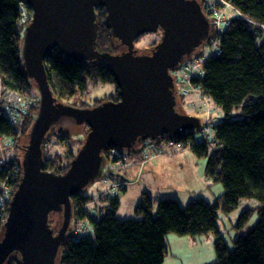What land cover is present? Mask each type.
<instances>
[{
	"label": "water",
	"instance_id": "95a60500",
	"mask_svg": "<svg viewBox=\"0 0 264 264\" xmlns=\"http://www.w3.org/2000/svg\"><path fill=\"white\" fill-rule=\"evenodd\" d=\"M32 11L23 33L25 73L39 90L40 104L23 146L22 175L0 238V264L18 255L20 264H58L73 218L72 197L104 175V150L132 149L146 139L200 130L201 117L181 109L173 73L210 37L211 20L200 0H24ZM117 40L116 52L97 47V8ZM161 30V40L139 52L136 39ZM69 62L104 60L119 99L79 107L58 99L45 59L54 50ZM181 106V107H180ZM64 119L89 131L68 169H44L43 143ZM63 218L56 229L51 216Z\"/></svg>",
	"mask_w": 264,
	"mask_h": 264
},
{
	"label": "trees",
	"instance_id": "16d2710c",
	"mask_svg": "<svg viewBox=\"0 0 264 264\" xmlns=\"http://www.w3.org/2000/svg\"><path fill=\"white\" fill-rule=\"evenodd\" d=\"M231 1L253 19L254 24L231 17L229 25L219 36L220 53L205 56L204 72L192 78L223 109L221 120L214 124L218 145L211 144L213 149L210 152V143L196 138V131L185 132L177 138L190 140L193 152L199 157H207L206 176L212 181L223 182L224 193L213 202L196 196L181 205L176 198L165 197L154 205L151 196L143 192L135 207L139 217L121 219L118 216L119 194L106 196L105 205L93 215L95 212L86 208V203L93 198L82 191L72 197L73 218L60 247L58 264H161L167 233L196 235L212 230L217 233L215 246L219 264H264V34L258 32V25L264 24V0ZM28 10L31 11L30 7ZM106 13L104 7L97 8V47L102 51L116 52L117 40L105 22ZM22 16L21 0H0V73L9 88H26L39 95L36 83L27 76L23 64V31L31 17L23 23ZM45 66L59 99L73 94L77 87H85L88 79L114 81L104 60L69 62L57 48L45 59ZM118 98L117 88L115 95L104 100ZM237 107H241L242 114L234 118L232 111ZM37 110L38 107H34L16 124L11 123L7 114L0 112V134L14 136L16 147L23 149L25 144L21 145L20 141H27ZM75 125L64 119L53 126L57 127L54 134H47L43 143L44 169L56 173L68 169L75 155L69 145V128L73 129ZM81 127H86L87 135L89 126L83 124ZM51 136L59 143H68L66 154L46 155ZM11 161L20 169L14 178L17 188L22 160L16 154ZM242 197L262 201L258 207L259 219L245 235L234 240V248L230 249L218 229V211H232ZM251 212L245 210L240 220L248 219ZM59 215H52L51 220ZM86 218L92 227L88 233L77 230V223ZM5 264H20L18 255H11Z\"/></svg>",
	"mask_w": 264,
	"mask_h": 264
},
{
	"label": "rangeland",
	"instance_id": "374dc122",
	"mask_svg": "<svg viewBox=\"0 0 264 264\" xmlns=\"http://www.w3.org/2000/svg\"><path fill=\"white\" fill-rule=\"evenodd\" d=\"M26 27V26H25ZM25 30V29H24ZM24 33V31H23ZM161 30L154 31V32H145L140 35L136 41L135 46L139 52H143L152 48L157 42L161 40ZM211 52L209 44H203L199 47L194 54L190 57H199L203 53L206 57ZM117 93V85L114 81L109 82H102V81H92L87 80V84L85 87L80 88L77 87L75 92L67 97H62L61 101L79 107H90L94 106L96 102L101 100L103 101L105 98L109 96L115 95ZM32 94V93H31ZM37 95V94H32ZM198 97L200 103L196 104V108H194V103L192 101H197V97L187 96L183 98H178L179 103L181 104L182 111L197 115L202 118L203 122L207 120L208 117V108L211 107V114L209 122L210 124L214 125L218 121L221 120V116L219 113H216L213 109L217 107V104L213 102L210 96L209 99L203 101L201 96L195 94ZM38 112V110H37ZM241 107H237L232 111V117H239L241 116ZM25 115H20V119L22 120ZM81 125H75L70 129L71 138L69 141V145L73 152L76 154L80 148L81 142L86 137V127L83 128ZM31 129V128H30ZM56 129V130H55ZM57 131V127H53L49 132V134H54ZM30 134V132H29ZM202 132L200 130H196L195 136L196 138H200ZM22 139L20 141L21 145L26 144L29 141V137L27 141ZM65 142V141H62ZM159 144V143H158ZM213 145V144H212ZM212 145H208V149L211 152L213 147ZM17 154V157H20L21 160L23 158L24 150L22 148H13ZM68 149V143H59L57 142L56 138L51 136V140L48 143L46 149L47 156H53L55 152H60L62 155L66 154L65 151ZM186 149H191V146ZM182 151V150H181ZM179 152V151H178ZM13 153V154H14ZM176 153V152H172ZM199 157V156H198ZM66 157H64V160ZM201 162L198 160L197 167L199 168L202 166L203 160L207 163L206 156L199 157ZM201 163V165H200ZM129 177V176H128ZM130 178V177H129ZM202 179V178H200ZM199 179V180H200ZM98 183H103L106 187L99 191L98 195L101 201H105L106 193L105 190L110 183V180H106L104 175L101 177L93 180L84 190V194H87L95 189V185ZM133 183H137L136 181ZM184 184H187V179L183 180ZM197 186L202 190L201 192L197 193L198 195L194 194L191 195L190 193H179L178 198L181 205H185L189 200L196 196H202L213 202L216 200L218 196H221L224 193L225 187L223 182H200ZM124 191V190H123ZM122 191V192H123ZM121 206L118 212V216L121 219L125 218H133L139 217L136 215L135 207L139 201H135V193L128 192L125 196L122 193L119 195ZM123 197V198H122ZM141 198V196H140ZM123 199V200H122ZM98 205L104 206L105 204L102 203L100 200ZM93 206L96 204V201L93 202ZM106 203V202H105ZM120 204V203H119ZM262 205V201L255 197H242L239 199L238 206L230 212H225L222 209L218 211V229L220 234L224 237L226 243L228 244L230 249L234 248V240L239 235H245L258 221L259 219V211L258 207ZM99 206V207H100ZM154 211H156V206H154ZM252 210L248 219L241 221L240 217L241 214L247 210ZM59 216H55L52 218L51 222L52 225L57 229L62 221V214ZM58 220V222L56 221ZM60 222V223H59ZM78 227L84 226L90 230L91 223L88 218H86L85 222H78ZM217 233L215 231H209L203 234H180L177 232H169L165 236L166 241V250L164 251V259L161 264H219L217 260V251L215 246V239Z\"/></svg>",
	"mask_w": 264,
	"mask_h": 264
},
{
	"label": "built area",
	"instance_id": "2783aa9c",
	"mask_svg": "<svg viewBox=\"0 0 264 264\" xmlns=\"http://www.w3.org/2000/svg\"><path fill=\"white\" fill-rule=\"evenodd\" d=\"M200 1L212 23L210 37L205 42V44L207 43L210 46L211 52H208L209 54L220 53L219 36L229 25L231 17L244 19L254 24L253 19L246 16L231 0ZM21 9L23 10L21 22L25 23L29 17H32V12L28 10L24 0H21ZM258 32L264 34V24L260 23L258 25ZM205 56L203 53L199 57L189 58L173 71L177 83L178 98L198 94L203 101L209 99L208 95L192 79L194 76H199L204 72ZM39 104V95H32L26 88H9L0 73V112L7 114L11 123H18L20 115H25L32 111L34 107L39 108ZM213 110L219 113L221 117L223 116V109L221 107H215ZM210 114L211 107L208 108L209 118H207L205 123L201 120L200 131L202 134L200 140L202 139L217 146L218 140L216 138L215 127L209 122ZM16 142L14 136L0 134V232L4 230L8 220L10 201L16 190L14 178L20 170L19 166L11 161L14 160V156L16 155L13 149L16 147ZM140 145L146 149L145 161H147L160 154L178 152L189 148L191 141H182L176 138L171 139L164 136L158 140L146 139ZM103 153L105 158L104 177L107 181L110 180L105 190L106 196L120 195L129 184L139 180V176L134 180L128 177L131 164L129 159L130 149L109 147ZM90 209L92 212H96L97 206H93ZM77 230L88 233L91 232L92 227L89 230L79 225Z\"/></svg>",
	"mask_w": 264,
	"mask_h": 264
},
{
	"label": "crops",
	"instance_id": "0c3cea01",
	"mask_svg": "<svg viewBox=\"0 0 264 264\" xmlns=\"http://www.w3.org/2000/svg\"><path fill=\"white\" fill-rule=\"evenodd\" d=\"M192 97L197 96L193 94ZM192 102L194 103V108H196V104L200 103L198 97L197 101ZM145 154L146 149H144L141 145L130 150L129 159L131 164L129 167L128 176L132 180L139 176V180L136 181L137 183L132 182L129 184L122 192V195L124 194L125 196L128 192H133L135 193V201L141 200L140 196H142L143 192H146L151 196L154 205H156L157 200L165 197H173L179 201L178 192L198 195L197 193L202 191L197 186L198 183L201 181L205 182V184L207 181L212 182V180L206 176L205 161L203 160L202 166L199 168L197 167L198 160L200 162L202 160L199 159L192 149H184L176 153L160 154L150 158L147 161H145ZM184 179H187V184L183 183ZM105 185L103 183H98L95 185V189L93 191L87 193V195L93 199L86 203V208H93L92 201H96L94 206H98V209L103 207L98 205L99 202L97 200L101 201V199L98 198V193L106 187ZM102 203L105 204V201ZM120 206L121 201L118 212ZM98 212L99 210L93 213V215L98 214ZM85 220H82L81 222H85Z\"/></svg>",
	"mask_w": 264,
	"mask_h": 264
},
{
	"label": "flooded vegetation",
	"instance_id": "af4514ba",
	"mask_svg": "<svg viewBox=\"0 0 264 264\" xmlns=\"http://www.w3.org/2000/svg\"><path fill=\"white\" fill-rule=\"evenodd\" d=\"M160 31V30H159ZM59 99V98H58ZM119 99V98H118ZM117 99V100H118ZM61 100V99H60ZM2 234H3V230L0 232V238H1V236H2Z\"/></svg>",
	"mask_w": 264,
	"mask_h": 264
},
{
	"label": "clouds",
	"instance_id": "9594fccd",
	"mask_svg": "<svg viewBox=\"0 0 264 264\" xmlns=\"http://www.w3.org/2000/svg\"><path fill=\"white\" fill-rule=\"evenodd\" d=\"M32 12V11H31ZM201 120H202V118H201ZM158 140V139H157Z\"/></svg>",
	"mask_w": 264,
	"mask_h": 264
}]
</instances>
